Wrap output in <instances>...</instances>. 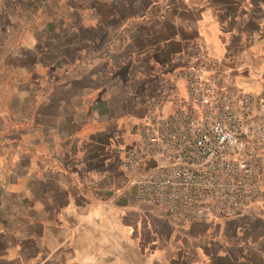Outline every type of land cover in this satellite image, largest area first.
Here are the masks:
<instances>
[{"label":"rangeland","instance_id":"rangeland-1","mask_svg":"<svg viewBox=\"0 0 264 264\" xmlns=\"http://www.w3.org/2000/svg\"><path fill=\"white\" fill-rule=\"evenodd\" d=\"M148 6V0H0V177L9 167L19 174L31 154H54L68 132L78 143L92 136L116 145L128 136L143 95L169 60L166 53L148 51L159 39L140 23ZM158 12L153 6L150 13ZM122 149L85 148L107 156L105 166H89L101 174L93 180L97 187L102 181L127 183L118 171ZM39 165L53 172L47 161ZM9 184L24 181L10 176ZM36 187V193L43 189L40 182ZM131 224L142 248L169 249L172 264H243L239 258L253 236L264 233V199L241 217L213 224L180 226L144 211ZM250 254L249 264L258 263Z\"/></svg>","mask_w":264,"mask_h":264},{"label":"crops","instance_id":"crops-1","mask_svg":"<svg viewBox=\"0 0 264 264\" xmlns=\"http://www.w3.org/2000/svg\"><path fill=\"white\" fill-rule=\"evenodd\" d=\"M148 3L149 15L140 18V23L148 27L151 36L159 37L149 46V52L166 53L170 60L197 43L230 77L231 85L259 97L264 90V0ZM153 6H159V12L151 15ZM167 62L153 77V87L143 95L140 112L131 120L129 137L120 144L98 143L92 136H85L78 143L68 132L62 139L64 145L54 154L42 158L31 154L19 174L12 173L10 167L4 169V177H0V264H172L169 249L164 253L148 252L138 241V233L131 224L135 214L158 213L151 206L138 203L127 189L128 175L120 169L119 156L118 171L126 176L127 183L116 186L102 181L97 187L93 180L101 174L95 175L89 166L93 162L105 166L107 156L85 151L94 146L118 150L133 140L146 100L154 93L158 76L166 72ZM71 80L78 82L80 78ZM78 149L84 152L77 154ZM63 152L65 155H61ZM34 159L36 167L32 166ZM40 161H47L53 172L44 173ZM10 176L20 178L24 184L10 185ZM39 182L43 189L36 193ZM252 239L239 261L249 264L252 253L257 257L256 264H264V247H259L264 245V233Z\"/></svg>","mask_w":264,"mask_h":264},{"label":"built area","instance_id":"built-area-1","mask_svg":"<svg viewBox=\"0 0 264 264\" xmlns=\"http://www.w3.org/2000/svg\"><path fill=\"white\" fill-rule=\"evenodd\" d=\"M229 82L197 43L174 54L121 151L134 199L180 226L264 199V100Z\"/></svg>","mask_w":264,"mask_h":264},{"label":"trees","instance_id":"trees-1","mask_svg":"<svg viewBox=\"0 0 264 264\" xmlns=\"http://www.w3.org/2000/svg\"><path fill=\"white\" fill-rule=\"evenodd\" d=\"M97 27H100V25H98Z\"/></svg>","mask_w":264,"mask_h":264}]
</instances>
